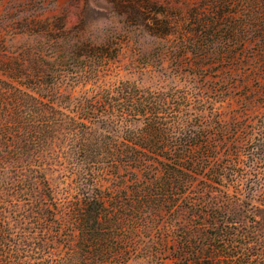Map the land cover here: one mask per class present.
<instances>
[{"label":"trees","instance_id":"16d2710c","mask_svg":"<svg viewBox=\"0 0 264 264\" xmlns=\"http://www.w3.org/2000/svg\"><path fill=\"white\" fill-rule=\"evenodd\" d=\"M103 1L127 14L119 36H126L130 22L150 35L156 27L157 37L176 33L175 24L158 17L164 11L149 0ZM122 42L118 36L101 44L79 39L76 48L119 54ZM38 57L30 58L32 68L18 63L5 69L11 79L0 81V248L12 209L29 231L15 246L42 248L63 235L68 250L60 254L61 264H123L133 257L174 264H264V219L250 214L264 208V197L257 196L264 183L227 181L240 169L242 146L237 141L222 150L230 134L223 118L210 130L191 121L193 113L205 118L220 111L215 106L220 100L206 93L211 86L180 92L178 102L177 94L168 92L150 101L149 90L126 80L114 90L100 89L79 115L69 116L57 110L65 88L40 70ZM224 74L225 81L232 70ZM99 107L104 110L99 114L82 113ZM110 107L119 113H109ZM59 152L75 166L74 185L64 199L49 175ZM13 251L18 252L15 264L39 259L20 256L24 249Z\"/></svg>","mask_w":264,"mask_h":264},{"label":"rangeland","instance_id":"374dc122","mask_svg":"<svg viewBox=\"0 0 264 264\" xmlns=\"http://www.w3.org/2000/svg\"><path fill=\"white\" fill-rule=\"evenodd\" d=\"M149 2L153 8L164 11L158 13V17L175 24V34L157 37L155 32L160 34L161 31L156 27L150 35L130 22L126 36H119L117 29L125 22L127 14L103 0H0V81L11 79L4 70L18 63L24 64L23 69L32 68L30 58L39 54L40 70H47L48 78L65 88L64 101L59 103L57 110L69 116L79 115L81 108L90 105L91 97L100 89L114 90L126 80L149 90L150 101L154 100L151 96L158 99L157 94L168 92L177 94L178 102L182 98L180 92H199L197 87L208 84L211 87L206 93L220 100L215 105L220 111L209 112L205 118L193 113L191 121L203 122L210 130L223 118L230 134L222 150H228L237 141L242 146L238 159L240 169H236L234 175L230 173L227 181L245 182L246 185L253 181L264 183V0ZM190 28H197L198 33H187ZM110 36L123 39L119 54L110 49L101 55L100 49L94 46L88 50L76 48L79 39L101 44ZM186 52L206 54V57L185 58ZM226 70H232V75L224 81ZM213 85L216 91L211 90ZM227 85L235 87L228 92ZM84 110L83 114L104 111L100 107L95 111ZM115 110L110 107L109 113H119ZM59 155L63 159H59ZM222 158L225 162L231 160L227 156ZM72 163V158L61 152L50 162V179L63 199L74 185L72 171L75 166ZM257 196L263 199L264 185ZM11 200L14 202L13 198ZM6 214L11 226L5 232L0 261L9 262L12 257L15 264L19 262L14 258L18 252L13 250L24 249L26 251L19 255L39 258L36 264L62 263L59 256L68 250L67 245L62 244H68L63 235L57 236L58 242H50L42 248L15 246L28 230L25 224L22 226L18 222V213L11 209ZM250 214L255 215L256 221H263L264 208L260 211L257 208ZM53 253L57 255H51ZM123 264L174 263L133 257Z\"/></svg>","mask_w":264,"mask_h":264}]
</instances>
